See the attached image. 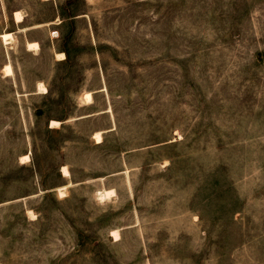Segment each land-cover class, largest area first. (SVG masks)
<instances>
[{"label":"rangeland","instance_id":"374dc122","mask_svg":"<svg viewBox=\"0 0 264 264\" xmlns=\"http://www.w3.org/2000/svg\"><path fill=\"white\" fill-rule=\"evenodd\" d=\"M0 264H264V0H0Z\"/></svg>","mask_w":264,"mask_h":264},{"label":"bare ground","instance_id":"6f19581e","mask_svg":"<svg viewBox=\"0 0 264 264\" xmlns=\"http://www.w3.org/2000/svg\"><path fill=\"white\" fill-rule=\"evenodd\" d=\"M15 18H16V21L17 22H22L24 21V16H23V13L20 11V10H17L15 11ZM25 29V28H24ZM27 29V28H26ZM1 37L4 39V41L6 43H12L14 40H15V37L13 35L12 32H5V33H2L1 34ZM27 48L29 50H38L40 48V43L38 41H29L27 43ZM66 57V54L64 52H58L57 53V58L58 59H64ZM4 70L6 72V75L10 76V75H13L14 72H13V68H12V65L11 64H6L5 67H4ZM39 89L41 92L43 93H46L48 91V88L45 86L44 83H40L39 84ZM85 97L88 99L89 102H92L93 101V95L91 92H86L85 93ZM86 100V99H85ZM87 103V102H86ZM61 124V122L59 120H55L53 119L51 121V127H55L57 125ZM102 133L101 131H97L95 133V138L98 140V142H101L103 139V136H102ZM30 159V155L29 154H24L21 156V162H25V161H28ZM62 173L64 176H71V172H70V169L67 165H63L62 166ZM65 190H66V186H62L59 188V191H60V194H64L65 193ZM102 191V190H101ZM103 192V191H102ZM101 194V199H105L107 197H110L112 194H114V190H106L104 191L103 193H100ZM31 215L32 214V211L30 210L29 211ZM112 234L117 238L119 239L121 237L120 235V232L118 229H115V230H112Z\"/></svg>","mask_w":264,"mask_h":264},{"label":"trees","instance_id":"16d2710c","mask_svg":"<svg viewBox=\"0 0 264 264\" xmlns=\"http://www.w3.org/2000/svg\"><path fill=\"white\" fill-rule=\"evenodd\" d=\"M63 52V51H62ZM46 128H47V130L50 132L51 131V129L46 125ZM56 141H61V139L60 138H54ZM58 168V170H59V165L57 166Z\"/></svg>","mask_w":264,"mask_h":264}]
</instances>
